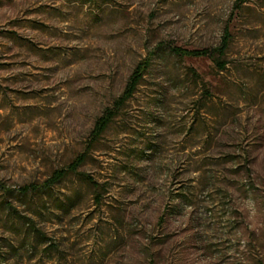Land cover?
I'll list each match as a JSON object with an SVG mask.
<instances>
[{
    "label": "rangeland",
    "instance_id": "rangeland-1",
    "mask_svg": "<svg viewBox=\"0 0 264 264\" xmlns=\"http://www.w3.org/2000/svg\"><path fill=\"white\" fill-rule=\"evenodd\" d=\"M0 264H264V0H0Z\"/></svg>",
    "mask_w": 264,
    "mask_h": 264
},
{
    "label": "trees",
    "instance_id": "trees-1",
    "mask_svg": "<svg viewBox=\"0 0 264 264\" xmlns=\"http://www.w3.org/2000/svg\"><path fill=\"white\" fill-rule=\"evenodd\" d=\"M230 32L228 29L225 30V33L222 37L221 44L213 48H203V49H183L180 47L172 46L171 50L180 55V56H192V57H221L224 55L225 50L228 48L230 43ZM152 62V53H149L144 60L139 62L136 68L133 70L130 75L128 82L125 86V89L119 97H117L111 106L107 107L102 115H100L93 127V130L90 134V139L92 142H96L100 137L105 133L110 124L114 121L116 116L119 114L122 107L129 101L135 94L138 86L140 85L142 78L151 65ZM218 65L221 68L225 67L224 62L217 61ZM86 159V154L78 155L66 168H62L53 172V174L40 186L35 184H30L21 188V191L27 192L28 190H46L49 189L52 185L59 182L61 179L68 176L70 173H75L78 168L83 164ZM85 179L88 182H93L90 176L84 174Z\"/></svg>",
    "mask_w": 264,
    "mask_h": 264
}]
</instances>
